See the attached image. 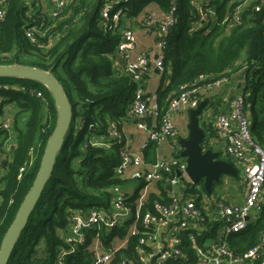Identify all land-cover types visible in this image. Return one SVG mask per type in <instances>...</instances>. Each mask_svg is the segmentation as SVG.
Wrapping results in <instances>:
<instances>
[{
  "label": "trees",
  "instance_id": "1",
  "mask_svg": "<svg viewBox=\"0 0 264 264\" xmlns=\"http://www.w3.org/2000/svg\"><path fill=\"white\" fill-rule=\"evenodd\" d=\"M110 1L66 0L58 17L42 14L34 1L9 0L6 5L0 21V65L48 71L62 86L71 106L62 146L7 264H55L60 235L67 230L74 211L92 206L107 209L109 189L113 185L135 186L129 198L133 202L143 185L115 176L121 144L108 137L110 124L122 131V120L128 116L136 88L124 70L114 68L120 29L104 27L101 17L102 8ZM192 1L176 0L177 20L169 30L164 48L158 105L165 109L180 85L196 84L202 77L203 81H210L242 71V89L248 92L252 140L264 146V24H243L230 32L225 31L223 24L192 30ZM228 1L221 0L220 17ZM150 3L166 11L170 0H121L116 6L123 7L125 15L120 24L136 19ZM32 27L37 30L34 40L26 35V29ZM6 107L11 109V116L6 115ZM57 113L50 91L41 83L28 78L0 77V118L6 115L11 119L13 132L0 131L3 135L0 153L5 160L0 167V244L32 186L56 125ZM210 131L211 136L215 135V130L210 128ZM206 137L205 132L204 140ZM155 151L152 143L144 153L147 162L155 161ZM220 157L231 162L222 151ZM199 184L206 192L202 183ZM213 186L208 194L213 193ZM155 197L150 194L149 202ZM128 225L126 222L106 235L124 236ZM263 231L264 206L245 229L228 238L230 249L242 254L256 243ZM203 236L206 235L197 237L199 244ZM182 238L183 250L188 260H192L194 250L187 234ZM137 245V237H130L123 252L132 256ZM118 256L117 253L111 264H116ZM260 261L256 259L253 264ZM88 262L89 252L83 246L66 258L67 264Z\"/></svg>",
  "mask_w": 264,
  "mask_h": 264
},
{
  "label": "built area",
  "instance_id": "2",
  "mask_svg": "<svg viewBox=\"0 0 264 264\" xmlns=\"http://www.w3.org/2000/svg\"><path fill=\"white\" fill-rule=\"evenodd\" d=\"M120 1L107 2L101 10V17L104 27L120 29L117 56L124 71L136 84L128 116L135 120L136 127L145 133V138L137 147H133L123 130H116L113 124L109 126L108 137L121 144L115 176L143 182V185L133 202L129 198L135 186L126 188L124 185H113L109 189L111 198L107 209L92 206L84 211H74L69 217L67 230L60 235L61 245L55 264H67L66 258L77 253L82 246L89 252L87 264H111L117 253L116 264H253L256 259L264 264V231L256 243L242 254L233 252L228 243L231 235L245 229L263 209L264 146L252 140L250 120L246 113L249 106L246 101L248 92L237 87L228 98L226 110L218 112L214 120L215 139L223 145L221 151L235 168L243 166L246 189L240 201L225 200L202 191L200 184L193 183L188 176L185 158L180 153L176 154L180 150L166 156L157 155L155 161L147 162L144 153L152 143L158 148L165 141L177 139L178 132L172 116L183 110L189 112L200 103L203 94L230 84L231 75L210 81H203L202 77L201 82L196 84L180 85L162 110L158 105L157 92L146 91L143 80L152 67L163 71L167 35L177 20L176 0H170L161 18L148 12L140 20L146 33L156 35L157 51L154 58L147 52L136 51L134 30L129 25L120 24L125 16L123 7L116 8ZM8 2L0 0V21ZM220 2L193 0L192 30L223 24L225 31L230 32L243 24L255 23L260 13V24H264V0H230L224 4L221 17L218 14ZM34 3L38 7V1ZM65 4L66 0H54L49 15L58 17ZM35 31L34 27L26 29L27 37L34 40ZM0 131L12 132L9 117L0 118ZM204 143L208 147L210 141ZM248 149H251V157L247 153ZM2 160L0 153V167ZM167 185H170L169 189ZM150 194L156 196L151 202ZM126 222L129 225L124 236L106 235ZM90 231L94 234L88 235ZM185 233L194 250L192 260H188L183 250L182 237ZM201 235L206 236L202 237V243L199 244L197 237ZM130 237H137L138 243L132 256L123 252Z\"/></svg>",
  "mask_w": 264,
  "mask_h": 264
},
{
  "label": "water",
  "instance_id": "3",
  "mask_svg": "<svg viewBox=\"0 0 264 264\" xmlns=\"http://www.w3.org/2000/svg\"><path fill=\"white\" fill-rule=\"evenodd\" d=\"M261 19L262 14L260 13L255 18L256 24H260ZM1 76L28 78L41 83L50 91L58 112L56 125L45 146L32 186L20 203L1 241L0 264H7L19 233L25 226L28 216L40 196L54 165L56 154L62 146L71 118V106L62 86L48 71L23 65H0ZM205 106L206 100H202L195 108L189 110L188 133L185 137H181L178 143L180 145L179 153L186 161L188 176L193 183L201 182L208 193L213 184L220 181L223 176L235 177L237 169L230 161L220 157V150L204 146V141L207 139L204 140L205 132L200 124V115ZM1 163L4 165L5 160H2ZM166 187L169 189L170 185Z\"/></svg>",
  "mask_w": 264,
  "mask_h": 264
},
{
  "label": "crops",
  "instance_id": "4",
  "mask_svg": "<svg viewBox=\"0 0 264 264\" xmlns=\"http://www.w3.org/2000/svg\"><path fill=\"white\" fill-rule=\"evenodd\" d=\"M39 1V0H37ZM43 1V2H42ZM41 2L44 3L45 9L40 10L42 14L44 13L48 17H51L49 15V10L53 7L54 0H42ZM150 10L157 18H161L165 11H163L156 3H150L145 8L144 11L134 20L129 21L125 20L124 24L129 25L135 32L136 35V51L137 52H147L151 58H154L156 55V35L154 33H149L151 37L150 40L146 39L147 33L143 30L141 21L143 16L148 13ZM124 19V17H123ZM146 33V34H145ZM153 39V40H152ZM114 68L115 70H118L122 72L123 64L119 60L118 57L114 60ZM161 71H159L157 68L152 67L146 77L143 80L144 89L148 92H157V89L160 85L161 81ZM237 84H234V81L232 84H226L215 91L209 92L207 94H203L202 99H205L207 102V106L204 108L201 122L203 123V129L205 130L207 137L206 139L210 141L209 146L213 148V150H222L223 145L222 142H218L215 139V135H210V128L214 131V120L215 116L220 111H225L227 107L228 102V94L235 93L237 89ZM232 94V95H233ZM11 109L6 107V115H10ZM5 117H8L6 116ZM11 116V115H10ZM172 122L177 129L178 137L175 140H168L163 142L158 148H156L155 155L159 156H166L171 154L174 151L180 150V145L178 143V140L181 137H185L188 133V122H189V112L188 111H181L178 113H175L172 116ZM208 123V124H207ZM210 125V128H207L206 125ZM205 125V126H204ZM122 130L124 134L126 135V138L128 139V142L133 146L137 147L139 143L145 138V133L140 131L136 127L135 120L133 118L127 116L125 119L122 120ZM210 131V132H209ZM247 153L249 157L252 156L251 149L247 150ZM251 159V158H250ZM226 178L225 187L222 191H213V194H215L218 198H222L229 201H240L243 198V195L245 193L246 189V183L244 182L243 177L242 178H235L232 177L230 179V176H223L222 178ZM221 178V179H222ZM230 186V189H229ZM130 186H127L126 188H129ZM261 200L264 202V187L261 194ZM264 206V204H263Z\"/></svg>",
  "mask_w": 264,
  "mask_h": 264
},
{
  "label": "rangeland",
  "instance_id": "5",
  "mask_svg": "<svg viewBox=\"0 0 264 264\" xmlns=\"http://www.w3.org/2000/svg\"><path fill=\"white\" fill-rule=\"evenodd\" d=\"M29 1H35V0H29ZM42 0H39L38 1V9H40V10H44L45 9V5H43L44 3H42L41 2ZM149 12H152V10H150ZM146 34V33H145ZM149 33H147V36L148 37H145L147 40L149 39L150 40V42H151V37H150V35H148ZM153 40V39H152ZM244 58V54H243V56L239 59V62L241 61V59H243ZM233 81H234V84H237L236 86L241 90L242 88H243V85H244V79L242 80V71H237V72H235L234 74H232L231 75V82H230V84H232L233 83ZM218 89V88H217ZM216 90V89H215ZM214 90V91H215ZM232 94H233V92L231 93V94H228V97H231L232 96ZM205 112V111H204ZM246 113H247V117H248V119L250 120V113H249V108L248 109H246ZM201 118H202V116L200 117V120H201ZM201 122V121H200ZM208 124V123H207ZM207 124H205V125H207ZM12 134H13V132H12ZM2 137H3V135L2 134H0V140L2 139ZM225 158V157H224ZM236 169H237V175L235 176V178H242L243 177V166H240V165H238L237 167H236ZM230 179H232V177L230 178ZM225 182H226V178L224 177V178H222V179H220V181H218V182H215L214 183V186H213V191H222L223 189H224V187H225ZM229 189H230V186H229ZM264 204V202L262 203V205Z\"/></svg>",
  "mask_w": 264,
  "mask_h": 264
}]
</instances>
